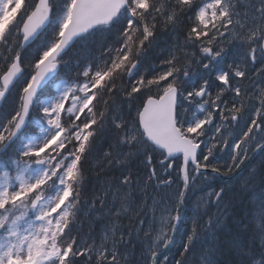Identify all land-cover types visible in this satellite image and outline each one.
I'll use <instances>...</instances> for the list:
<instances>
[{"label": "snow or ice", "instance_id": "obj_1", "mask_svg": "<svg viewBox=\"0 0 264 264\" xmlns=\"http://www.w3.org/2000/svg\"><path fill=\"white\" fill-rule=\"evenodd\" d=\"M0 264H264V0H0Z\"/></svg>", "mask_w": 264, "mask_h": 264}, {"label": "rangeland", "instance_id": "obj_2", "mask_svg": "<svg viewBox=\"0 0 264 264\" xmlns=\"http://www.w3.org/2000/svg\"><path fill=\"white\" fill-rule=\"evenodd\" d=\"M174 187H175V185H174ZM208 191H210V190L205 189V192L203 194L206 195V193ZM200 194L201 193H197V195H200ZM191 207H192V201L190 200L189 203L185 206V212L190 214L191 213ZM184 231H185L184 225L181 224L179 226V228H178L179 238H182L183 237Z\"/></svg>", "mask_w": 264, "mask_h": 264}, {"label": "trees", "instance_id": "obj_3", "mask_svg": "<svg viewBox=\"0 0 264 264\" xmlns=\"http://www.w3.org/2000/svg\"><path fill=\"white\" fill-rule=\"evenodd\" d=\"M137 163H139V162H137ZM239 181H240V180L235 179V180H233L232 182H230L229 184L236 185V184L239 183ZM183 236H184V234H183ZM182 239H183V238H181V242H182ZM177 246H178V247L180 246V242L178 243ZM178 247H177V248H178ZM177 248H175L174 250H171L170 254L168 255L170 258H171L172 256L175 255V253H176V251H177Z\"/></svg>", "mask_w": 264, "mask_h": 264}, {"label": "water", "instance_id": "obj_4", "mask_svg": "<svg viewBox=\"0 0 264 264\" xmlns=\"http://www.w3.org/2000/svg\"><path fill=\"white\" fill-rule=\"evenodd\" d=\"M168 250V249H167ZM167 250H166V252H167Z\"/></svg>", "mask_w": 264, "mask_h": 264}]
</instances>
